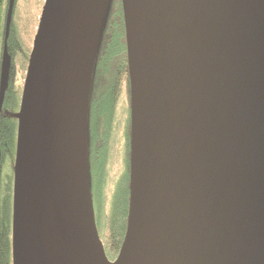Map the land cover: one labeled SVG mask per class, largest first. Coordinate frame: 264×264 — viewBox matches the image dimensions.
<instances>
[{
  "label": "water",
  "instance_id": "95a60500",
  "mask_svg": "<svg viewBox=\"0 0 264 264\" xmlns=\"http://www.w3.org/2000/svg\"><path fill=\"white\" fill-rule=\"evenodd\" d=\"M92 0H46L25 77L13 264L54 218L86 264H264V0H124L131 94L125 234L109 262L70 167L74 96ZM9 0L0 65L8 86ZM44 204V206H42ZM42 207L48 215L44 216ZM37 225V226H36ZM36 227V228H35ZM34 238V239H33ZM54 264V262H53Z\"/></svg>",
  "mask_w": 264,
  "mask_h": 264
},
{
  "label": "trees",
  "instance_id": "16d2710c",
  "mask_svg": "<svg viewBox=\"0 0 264 264\" xmlns=\"http://www.w3.org/2000/svg\"><path fill=\"white\" fill-rule=\"evenodd\" d=\"M46 0H17L7 41L12 71L0 113V264H13L14 185L18 129L25 76ZM21 9L32 17L23 22ZM7 1L0 0V60ZM131 139V94L124 0H102L84 106V154L93 220L105 257L113 262L126 228ZM44 206V204H42ZM44 216L48 215L42 207ZM57 264L69 246L54 218ZM47 227L43 231L47 235ZM48 264H53L50 249ZM41 264V259L39 260Z\"/></svg>",
  "mask_w": 264,
  "mask_h": 264
},
{
  "label": "bare ground",
  "instance_id": "6f19581e",
  "mask_svg": "<svg viewBox=\"0 0 264 264\" xmlns=\"http://www.w3.org/2000/svg\"><path fill=\"white\" fill-rule=\"evenodd\" d=\"M100 1L101 0L91 1L89 16L85 29V36L82 43V57L78 71V81L73 104L70 167H73L76 170L77 181L83 188L85 187V168L83 158V97ZM35 256L36 249L34 246V241L30 239L29 257L34 261ZM68 264H86V262L80 253L76 249H73L70 253Z\"/></svg>",
  "mask_w": 264,
  "mask_h": 264
},
{
  "label": "rangeland",
  "instance_id": "374dc122",
  "mask_svg": "<svg viewBox=\"0 0 264 264\" xmlns=\"http://www.w3.org/2000/svg\"><path fill=\"white\" fill-rule=\"evenodd\" d=\"M101 4H102V0L100 1V5H99V8H98V12H97V19H96V23H97V20L99 18V12H100V7H101ZM21 13H22V21L24 22H28L30 21L31 19V15H32V12L29 14V15H25L24 13H26L24 10L21 9ZM84 99V97H83ZM37 226V225H36ZM36 228V227H35ZM35 240L33 241H36L37 242V236H38V231L37 229H35ZM34 239V238H33ZM48 239L49 237L44 233L43 230H40L39 231V244L37 246L36 244V251H38V247L40 249V259H41V264H48L47 262V257H48V250H49V242H48ZM56 245L54 243V241L52 240V237H51V242H50V252H51V256H52V259L54 261V264H57V261H56V258H57V254H56ZM37 253V252H36Z\"/></svg>",
  "mask_w": 264,
  "mask_h": 264
},
{
  "label": "flooded vegetation",
  "instance_id": "af4514ba",
  "mask_svg": "<svg viewBox=\"0 0 264 264\" xmlns=\"http://www.w3.org/2000/svg\"><path fill=\"white\" fill-rule=\"evenodd\" d=\"M7 1V10H8V4H9V0H6ZM17 0H14V4H13V9H14V5L16 3ZM13 9H12V14H13ZM6 15H7V11H6ZM11 20H12V15H11ZM5 22H6V16H5ZM11 25V23H10ZM10 30V29H9ZM5 33V32H4ZM9 37V35H8ZM8 41V39H7ZM7 45V43H6ZM3 46H4V40H3ZM2 54H3V48H2ZM7 54H8V58H9V62H10V68H9V79H8V86H9V81H10V76H11V71H12V64H11V60H10V56H9V53H8V48H7ZM1 60H2V55H1ZM1 60H0V65H1ZM26 77V76H25ZM8 86H7V89H8ZM6 89V90H7ZM6 92V91H5ZM5 96V94H4Z\"/></svg>",
  "mask_w": 264,
  "mask_h": 264
}]
</instances>
